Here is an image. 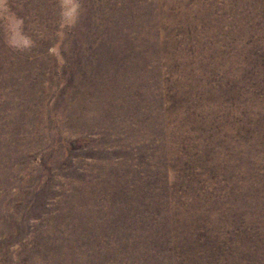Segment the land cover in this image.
<instances>
[{
  "label": "rangeland",
  "instance_id": "1",
  "mask_svg": "<svg viewBox=\"0 0 264 264\" xmlns=\"http://www.w3.org/2000/svg\"><path fill=\"white\" fill-rule=\"evenodd\" d=\"M0 264H264V0H0Z\"/></svg>",
  "mask_w": 264,
  "mask_h": 264
}]
</instances>
